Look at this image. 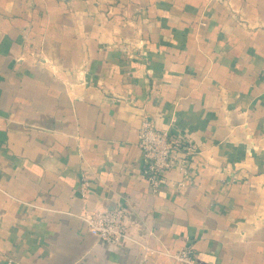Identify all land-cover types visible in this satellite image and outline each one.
Returning a JSON list of instances; mask_svg holds the SVG:
<instances>
[{
    "label": "crops",
    "instance_id": "crops-1",
    "mask_svg": "<svg viewBox=\"0 0 264 264\" xmlns=\"http://www.w3.org/2000/svg\"><path fill=\"white\" fill-rule=\"evenodd\" d=\"M146 120L196 145L185 185L144 178ZM115 209L154 253L89 232ZM185 247L264 264V0H0V264Z\"/></svg>",
    "mask_w": 264,
    "mask_h": 264
},
{
    "label": "built area",
    "instance_id": "built-area-1",
    "mask_svg": "<svg viewBox=\"0 0 264 264\" xmlns=\"http://www.w3.org/2000/svg\"><path fill=\"white\" fill-rule=\"evenodd\" d=\"M139 148L144 155L143 176L153 192H157L163 185L165 173L168 171H176L182 175L183 180L178 183L179 187L188 182L192 159L197 155L198 149L187 137L172 136L146 120L140 130ZM85 221L89 232L102 242L109 244L125 242L131 248L147 254L154 253L146 242L137 240L129 234L123 209L96 211ZM171 257L182 264H196L195 252L191 247L182 248Z\"/></svg>",
    "mask_w": 264,
    "mask_h": 264
}]
</instances>
